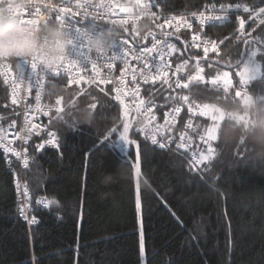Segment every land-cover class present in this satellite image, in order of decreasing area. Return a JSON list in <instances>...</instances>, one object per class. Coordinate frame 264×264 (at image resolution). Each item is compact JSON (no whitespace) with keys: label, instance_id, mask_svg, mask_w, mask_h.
I'll list each match as a JSON object with an SVG mask.
<instances>
[{"label":"trees","instance_id":"trees-1","mask_svg":"<svg viewBox=\"0 0 264 264\" xmlns=\"http://www.w3.org/2000/svg\"><path fill=\"white\" fill-rule=\"evenodd\" d=\"M160 1L167 14L200 10L211 2L234 9L208 28L219 52L193 48L185 32L176 33L188 84L161 93L147 86L146 100L164 111L183 94L223 109L241 99L234 97L241 90L237 73L256 50L261 75L245 91L264 102V13H259L264 0ZM218 70L230 72L227 92L222 81L212 84ZM197 76L203 79H193ZM51 95L61 100L47 120L59 146L31 148L23 171L37 217L32 226L19 217L13 173L0 148V264H143L141 241L145 264H264V164L250 159L256 151L250 142L223 143L224 118L210 152L208 130L217 112L195 118L194 149L203 158L206 154L195 170L178 152L145 140L139 121L126 115L110 86L58 79ZM187 117L185 111L179 128ZM17 118L0 79V128ZM125 126L128 148L122 151ZM42 198L53 201L43 207Z\"/></svg>","mask_w":264,"mask_h":264},{"label":"built area","instance_id":"built-area-1","mask_svg":"<svg viewBox=\"0 0 264 264\" xmlns=\"http://www.w3.org/2000/svg\"><path fill=\"white\" fill-rule=\"evenodd\" d=\"M32 2L35 7L26 11L24 19L27 21L36 15L50 14L48 22L54 23L59 18H63L70 26V34L76 37L70 59H77L81 65L65 71L67 67L65 63L57 74L47 73L43 78L42 87H38L35 75L42 70L41 68L34 71L31 62L23 59L0 60V79L18 109L17 120L10 121L0 128V148L5 154L8 168L13 173L20 201L19 217L29 226L37 222V217L32 212L30 189L24 180L23 171L31 161L30 149L41 151L37 146L52 139L49 133L55 134L59 144L57 133L47 121L61 108V100H54L51 95V86L58 79L77 85L110 86L115 100L139 121L138 131L145 140L158 148L173 149L197 170L202 155L194 149L191 137L196 129L195 118L198 115H206L205 104L187 95L179 94L175 103L166 110L160 111L155 102L146 100L144 90L147 86H152L155 93H161L166 89L171 91L185 87L188 84L185 78L187 61L178 58L176 33L185 32L193 48L203 51L208 48V52L214 51L215 48V52H219L217 39L207 31L210 26L228 18L234 5L224 6L211 2L200 10L167 14L160 0H90V2L89 0H32ZM132 4H136L139 8L147 4L148 15L138 16L137 8H132ZM49 5H55L57 10L50 9ZM59 7H70L73 12H80V16L73 18L71 13H60ZM124 7L130 8V12L121 11ZM85 12L90 14L87 19L84 18ZM91 14H96L97 20L91 18ZM101 15L103 19H100ZM215 16H220L221 19H210ZM112 21L116 22L114 26L119 31V42L113 52H120V41H126L123 47L128 55L116 60L97 57L95 60L100 69L97 76L87 59L80 33L82 29L92 33L102 31ZM145 22L149 27L140 31L141 24ZM155 41H160L156 49L151 53L143 54V49L151 48ZM170 44L175 46L174 50L168 47ZM161 55L163 60H160ZM108 63L113 66L109 68ZM185 111L188 112V117L179 128ZM34 125L36 127H33ZM204 139L206 140L207 137L204 136ZM161 144L164 147H160ZM44 147L57 148L51 144H45ZM52 201L53 199L42 198L40 204L47 207Z\"/></svg>","mask_w":264,"mask_h":264},{"label":"clouds","instance_id":"clouds-1","mask_svg":"<svg viewBox=\"0 0 264 264\" xmlns=\"http://www.w3.org/2000/svg\"><path fill=\"white\" fill-rule=\"evenodd\" d=\"M34 7L32 0H0V60H34L41 69L54 70L62 61L70 59L76 37L70 34V26L63 18L49 23L50 14L36 15L30 22H23L26 11ZM131 7L137 8L138 16L148 15L147 8H139L136 4ZM148 27L145 22L140 31ZM80 38L90 62L113 53L119 42V31L109 23L106 29L96 33L82 29ZM250 65L249 61L240 70H246ZM221 112L226 120L223 143L231 144L238 138L250 142L256 148L250 159L264 164V102L258 101L254 93L246 92L244 98L224 106ZM88 119L86 117V121Z\"/></svg>","mask_w":264,"mask_h":264},{"label":"snow or ice","instance_id":"snow-or-ice-1","mask_svg":"<svg viewBox=\"0 0 264 264\" xmlns=\"http://www.w3.org/2000/svg\"><path fill=\"white\" fill-rule=\"evenodd\" d=\"M90 2V0H89ZM79 6V5H78ZM91 6V5H90ZM99 6H102V5H99ZM50 9L52 10H57L56 9V6L55 5H49L48 6ZM143 8H147V4L143 5L142 6ZM246 10H249V9H246ZM58 11L60 13H63V14H69L71 13L72 17L73 18H76V17H79L80 16V12H73L72 11V8L70 7H59L58 8ZM121 11L123 12H130V8H127V7H124V8H121ZM259 13H264V7L260 8L259 9ZM90 14L88 12H85L84 13V18L87 19L88 16ZM91 18L97 20V15L96 14H91ZM100 19H103L102 15L100 16ZM210 19H221L220 16H215V17H210ZM23 22H30L29 20H25ZM113 24H115L116 22L115 21H112ZM201 23H203V20L201 21ZM240 25L241 27H243V20L241 19L240 21ZM121 26H123V24H121ZM155 40V38H153ZM127 43L126 41H120V44H121V49H120V52H113L111 57H109L108 55H104V56H99L98 58H104L106 60H116V59H119V58H123V57H126L128 55V52L126 49H124L123 45ZM160 41H155L152 45L151 48H145L143 49V54H148V53H151L153 52L156 47H157V44H159ZM169 48L173 49L175 48L174 45H168ZM213 50L215 51V48H213ZM204 52L207 53L208 52V48H205L204 49ZM253 55H255V52L253 53ZM160 60H163V56L161 55L160 56ZM65 63L67 64V67L65 68V71L67 70H70V69H73L74 67H79L81 64L79 62H76V61H73L71 59H67V60H64L61 62L60 65H58L54 70H40L38 72H36V83H37V86L38 87H42V84H43V78L44 76L49 73V72H52L53 74H57L59 72V70L65 66ZM91 64V67H92V71L95 72L97 74V76L99 75V72H100V69L98 68L97 66V62L96 60L94 61H90L89 62ZM107 66L109 68H111L113 65L111 63H108ZM229 67H232L231 64H229ZM31 68L35 71L37 70L39 67L37 66L36 62L33 60L31 62ZM179 70V69H178ZM166 75V74H165ZM237 75H239L240 77V81H239V84L241 85V90H238V91H235L234 93V97H240V98H244L245 97V94H246V91H245V86L250 82L251 80V75H252V69L250 67L246 68V70H240ZM145 79L147 80V77H145ZM154 80L156 79V77L153 78ZM193 79H203V77H200V76H197V77H193ZM223 81V84H224V91L227 92L229 90V87L232 85V80L230 79V73L228 71H217V75H216V78H214L212 80V84L213 85H216L219 81ZM103 82V81H101ZM186 86V85H185ZM40 97H39V94L37 95V100L39 101ZM186 99V98H185ZM57 103H59V101H57ZM210 108L209 105H204V109H205V112L204 114H208V109ZM176 111H179V109H176ZM213 111L219 113V115H213L212 116V119L213 120H222L223 119V115H222V112L220 111V109H216L214 108ZM87 116L84 117V119H86ZM74 123H78L76 121H74ZM33 127H36L35 125ZM218 127V125H215L213 126L212 128H210L208 130L209 132V137L210 139H216V128ZM113 131H115V129H113ZM127 133H128V127L125 126L124 128V131L123 133H121V138L125 141V142H128V138H127ZM49 136L52 137V139H49L47 141H45L44 143L38 145V149H43L45 144H51L53 146H56L58 147V143L55 139V134L54 133H49ZM105 139H107V137H105ZM153 142L155 143V137H153ZM160 147H164L163 144L160 145ZM204 158L202 157V160ZM202 162V161H201Z\"/></svg>","mask_w":264,"mask_h":264},{"label":"rangeland","instance_id":"rangeland-1","mask_svg":"<svg viewBox=\"0 0 264 264\" xmlns=\"http://www.w3.org/2000/svg\"><path fill=\"white\" fill-rule=\"evenodd\" d=\"M255 52H256V50H255ZM253 53L254 52H251V54L249 55V57L246 59V61L244 62V64H246L247 62H251V65H250V68L252 69V75H251V79H253V78H255V77H259L260 75H261V69H260V65H259V63L256 61V59H255V57H254V55H253ZM243 64V65H244ZM225 71H227V70H225ZM229 72V71H228ZM230 73V72H229ZM214 78H216V77H214ZM214 78H211V80H213ZM230 79L232 80V78H231V75H230ZM222 81V80H221ZM223 82V81H222ZM217 109H220V108H217ZM222 109H220V111H221ZM208 111H210L209 113H211L212 111H213V109L210 107L209 109H208ZM212 114V113H211ZM126 115L128 116V115H131L129 112H127L126 111ZM216 115H219V113H217ZM222 115H223V118H224V114L222 113ZM213 116V115H212ZM133 120H135V117H133L132 118ZM220 122H221V120H213V124L211 125V127L210 128H212L213 126H215V125H218V127H219V124H220ZM130 124H132V121H130L129 122ZM218 127L216 128V137H217V131H218ZM209 134V133H208ZM214 141H215V139H210V137H209V149H210V152L212 153L213 151H214ZM119 148L122 150V151H125V150H127V148H128V146H127V144H126V142L122 139L121 140V142H120V145H119ZM208 155H210V153L208 154ZM206 157V154H205V156H204V158ZM134 173H135V177H136V179H137V181H138V178H139V175H140V173H139V164H138V162H136L135 164H134ZM141 250H142V256H143V264H145V260H144V243H143V241H141Z\"/></svg>","mask_w":264,"mask_h":264},{"label":"water","instance_id":"water-1","mask_svg":"<svg viewBox=\"0 0 264 264\" xmlns=\"http://www.w3.org/2000/svg\"><path fill=\"white\" fill-rule=\"evenodd\" d=\"M242 60V59H241Z\"/></svg>","mask_w":264,"mask_h":264}]
</instances>
